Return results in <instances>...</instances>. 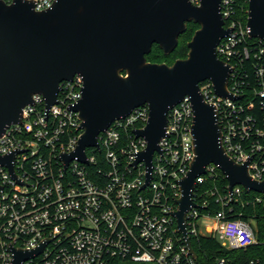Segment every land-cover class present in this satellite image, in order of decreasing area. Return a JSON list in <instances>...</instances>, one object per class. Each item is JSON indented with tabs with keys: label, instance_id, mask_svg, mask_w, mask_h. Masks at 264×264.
I'll use <instances>...</instances> for the list:
<instances>
[{
	"label": "built area",
	"instance_id": "obj_1",
	"mask_svg": "<svg viewBox=\"0 0 264 264\" xmlns=\"http://www.w3.org/2000/svg\"><path fill=\"white\" fill-rule=\"evenodd\" d=\"M24 1L40 12L55 0ZM237 1L220 2L229 34L215 47L217 59L230 68L226 90L234 99L218 96L209 81L199 83V94L214 108L225 154L235 164L247 163L250 180L264 183V42L250 37L246 23L235 16ZM82 84L79 75L60 83L49 109L42 95H33L20 123L0 136V157L14 153L16 177L0 166V264H11L12 249L33 251L41 244V252L23 264H197L172 215L181 197L179 181L194 157L189 98L168 110L145 185V163L132 164L147 147L134 134L147 124L146 105L101 132L98 149H85L86 162L74 159L64 168L60 156L75 150L82 133L72 110ZM219 174L226 179L209 164L195 179L194 206L184 217L187 237H212L228 251L264 248V236L256 237L264 235V193L239 185L229 191L228 182L219 188ZM244 264H264V259L252 257Z\"/></svg>",
	"mask_w": 264,
	"mask_h": 264
},
{
	"label": "water",
	"instance_id": "obj_2",
	"mask_svg": "<svg viewBox=\"0 0 264 264\" xmlns=\"http://www.w3.org/2000/svg\"><path fill=\"white\" fill-rule=\"evenodd\" d=\"M221 0H55L37 12L32 2L0 0V136L10 125L19 124L21 110L40 94L46 109L56 103L60 83L82 78L81 99L72 108L78 113L82 131L70 154L60 156L64 168L76 159L85 161V149H98L97 138L109 125L146 105L144 129L134 131L147 147L132 166L144 162L146 182L157 143L165 136L166 115L185 97L193 111L191 126L193 160L179 181L181 197L172 213L187 247L184 217L194 206L191 200L195 179L207 165H215L226 177L228 190L235 185L264 193V183L250 180L247 163L235 164L224 152L214 108L199 94V83L211 82L223 98L229 66L218 60L215 47L229 34L219 12ZM246 26L249 36L264 42V0H247ZM198 25L186 44V58L171 65L146 61L157 45L171 54L187 24ZM14 153L0 157V166L13 174ZM143 188V187H142ZM12 249L11 264H23L41 252Z\"/></svg>",
	"mask_w": 264,
	"mask_h": 264
},
{
	"label": "trees",
	"instance_id": "obj_3",
	"mask_svg": "<svg viewBox=\"0 0 264 264\" xmlns=\"http://www.w3.org/2000/svg\"><path fill=\"white\" fill-rule=\"evenodd\" d=\"M238 8L235 16L240 19L244 24L247 20L248 4L245 0H238ZM198 29V25L188 23L186 30L178 38V45L176 49L169 55H164L157 45L152 47L151 52L145 56L146 61L150 63H165L171 65L177 59L186 58L188 49L186 44L191 39L193 33ZM226 179L219 174L218 181L216 182L219 188L226 186ZM259 228L262 229V224L257 223ZM264 235L257 234L256 237L260 240ZM192 250L196 256L197 264H219L220 260H224V264H244L249 258L259 257L264 259L263 247L251 246L247 250H225L220 247L217 241L212 237L197 236L190 238Z\"/></svg>",
	"mask_w": 264,
	"mask_h": 264
}]
</instances>
